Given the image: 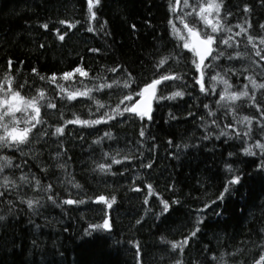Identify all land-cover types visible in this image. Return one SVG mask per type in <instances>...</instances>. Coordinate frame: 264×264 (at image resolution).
Returning <instances> with one entry per match:
<instances>
[{
  "label": "trees",
  "instance_id": "1",
  "mask_svg": "<svg viewBox=\"0 0 264 264\" xmlns=\"http://www.w3.org/2000/svg\"><path fill=\"white\" fill-rule=\"evenodd\" d=\"M206 3L100 0L92 19L87 0H0V84L9 77L26 99L44 93L28 142L0 148V161H11L0 172V264H257L264 256V152L254 147L264 144V89L251 83L264 84V0H222L217 33L198 14ZM185 24L216 38L200 68L183 46ZM165 75L179 78L156 86L163 98L153 99L151 119L117 114L137 97L125 96ZM224 80L249 96L222 101ZM77 118L101 122L68 123ZM250 146L255 155L245 153ZM106 217L110 229L91 227ZM188 237L182 251L172 248Z\"/></svg>",
  "mask_w": 264,
  "mask_h": 264
},
{
  "label": "snow or ice",
  "instance_id": "2",
  "mask_svg": "<svg viewBox=\"0 0 264 264\" xmlns=\"http://www.w3.org/2000/svg\"><path fill=\"white\" fill-rule=\"evenodd\" d=\"M178 2V0H177ZM88 4V10L90 13V16L92 19H95L96 13L93 11V8L96 7L97 5L100 4V0H87ZM185 4H187V0H185ZM222 9V0H208V3L202 4L199 7V16L201 20L206 25H211V32L212 33H217L219 31H222V25L219 20V13L221 12ZM175 11V8L173 9ZM195 11V9H194ZM215 12L216 15V22L213 23L209 17L212 15V13ZM61 23H65V21H61ZM74 26V25H73ZM44 28H47L48 25L45 24L43 25ZM134 27V26H133ZM175 28V25H173ZM185 27L188 28V25L185 24ZM264 28V25L261 26ZM90 31L92 29H89ZM247 29L241 27V32H246ZM176 33H179V30H176ZM188 33L189 35L193 36L197 42H194L191 45V48L193 51H196L197 55L200 58V63H197L196 66L197 68H200L203 65V61L207 56H211L213 49L212 45L215 43V36L212 34L205 33V36L203 38L200 37V34L196 32L193 28H188ZM241 33H236V35H240ZM61 40L64 39V36L61 35L59 37ZM181 39H184L183 36H181ZM231 39V38H230ZM260 43L264 44V37H259ZM248 41L253 42L254 38L252 36H248ZM224 44H229V40H223L222 41ZM185 48H189L190 44L185 42L183 45ZM220 55V53H217V56H214L213 59L217 58ZM237 55H240L237 53ZM257 56H260L261 53L260 51L256 52ZM165 60H161L159 63L163 64L166 62ZM11 61H9V66L11 65ZM194 63H196L194 61ZM35 71V69H33ZM115 71V69H113ZM75 73H79L81 76H87L88 73L84 71L82 68L78 67L74 70ZM74 73H64L63 74V79L67 80L70 77L73 76ZM130 75V74H129ZM178 76H162L160 79H154L150 84H147L143 89H141L140 92L134 93L132 95H127L123 98V100H128V101H133L134 96L140 97L139 100L134 101L128 106H125L122 110L119 109V106L117 107V114L118 115H123L124 113H133L138 115L141 119L147 117L148 119H151V101L153 99H160L163 97H157L156 96V86L162 83L164 80L168 79H178ZM40 79H45L44 77H40ZM49 79L55 83L56 82V76L53 75L49 77ZM212 79H222L221 77H213ZM5 84L7 85V88L5 89V84H0V129H3V134L0 135V148L2 147H19L22 144H25L28 142L29 139V133L32 131V128L35 127V124L40 123L39 120V113H40V108L37 106L38 101L44 99V93L41 91L38 93L37 97H32L31 99H26L25 97L21 96L19 91H13L11 87V79L9 77H5ZM251 80V78H250ZM223 83L226 85V88L224 90V95L221 96V100H229V101H236L239 100L241 97H248L249 92L247 90L241 91L239 93L237 92H229L228 88L231 87V85L228 84L227 80H224ZM251 83L253 87L256 88H261L264 89V84H258L255 80H251ZM130 85L128 82H125V87H129ZM201 90L204 91V85H203V71H201ZM101 87H111V85H103ZM245 89H247V85H245ZM92 90L89 89L84 92H77V93H69V99H75L77 95L81 96H87ZM183 92H175L172 94V97L170 98H175L179 96H183ZM123 100L121 103H123ZM50 107H54V105H49ZM103 107V105H101ZM29 110L34 112L35 114L30 117V119H24L21 120L17 118V113H28ZM109 119H112L114 117L110 116L108 117ZM7 121V122H5ZM32 121H35V123H32ZM244 121L249 122L250 120L248 117H244ZM101 121L96 120V121H81L79 118H77L74 121H69L68 123H80V124H94V123H100ZM21 123H24L26 127L20 128L19 125ZM63 132V128H57L56 133L60 134ZM107 135V134H106ZM141 136L144 135L143 130L140 133ZM247 135V133H245ZM254 147L259 148L262 152H264V144H260L257 142ZM246 154L249 155H255V152L253 151V147H248L244 149ZM11 161L10 158L5 157L4 161H0V172L3 171L4 167L10 165ZM115 163H120V161H115ZM100 169L103 171L106 167L110 168V165H99ZM148 167H151V165H148ZM264 167V165H262ZM231 171V169H230ZM21 179L26 180V177H22ZM240 182V177L235 176L234 179L229 181V185L232 184H237ZM14 181H10L7 178L4 180V186H7L8 184H13ZM39 183V182H37ZM149 190H151V185H148ZM229 191V187L225 188V192ZM151 194V192H150ZM3 193H0V196H2ZM100 201H103L109 208H111L112 204L115 203V197H113L111 200H108L104 196H100L98 198ZM218 199H223V194H221ZM38 201H33V200H28L27 205L29 208H33L35 204H37ZM66 204H75L78 203L77 201L74 200H67L65 201ZM79 203H83V201H79ZM164 205V210H167L169 207L167 201H163ZM4 217L0 216V220H3ZM139 223V221H138ZM92 228H100V229H110L111 228V223L108 219L104 221L103 224L101 225H93L91 226ZM198 231V229L196 230ZM196 231H193L191 233V236L196 235ZM191 237L185 238L181 242H174L172 243V248L173 249H180L181 251L183 250V247L187 245L188 240ZM138 246V245H137ZM177 264H181L180 261H177ZM257 264H264V256L261 257L260 261L257 262Z\"/></svg>",
  "mask_w": 264,
  "mask_h": 264
},
{
  "label": "water",
  "instance_id": "3",
  "mask_svg": "<svg viewBox=\"0 0 264 264\" xmlns=\"http://www.w3.org/2000/svg\"><path fill=\"white\" fill-rule=\"evenodd\" d=\"M188 28H193V27H188ZM193 29H194L196 32H198L195 28H193ZM198 33H199V32H198ZM199 34H200V33H199ZM200 37L203 38L204 36H202V35L200 34ZM190 42H191V44H193L194 42H197V41H196V39H195L193 36L190 35ZM195 52H196V51H195ZM196 54H197V53H196ZM197 56H198V55H197ZM198 59L200 60L199 56H198ZM160 78H161V77L156 78V79H160ZM153 80H154V79H153ZM153 80H152V81H153ZM152 81L148 82L147 84H150ZM147 84H146V85H147ZM146 85H145V86H146ZM145 86H144V87H145ZM139 99H140V97L137 96V97L134 99V101L139 100ZM134 101H133V102H134ZM133 102H132V103H133ZM152 102H153V100L151 101V107H152ZM106 219H108V218L106 217L105 220H106Z\"/></svg>",
  "mask_w": 264,
  "mask_h": 264
},
{
  "label": "rangeland",
  "instance_id": "4",
  "mask_svg": "<svg viewBox=\"0 0 264 264\" xmlns=\"http://www.w3.org/2000/svg\"><path fill=\"white\" fill-rule=\"evenodd\" d=\"M185 36H186V39H187V43H189L190 44V47H191V42H190V35H189V33H188V29H187V31H186V33H185ZM195 52V51H194ZM195 54H196V52H195ZM197 55V54H196ZM198 57V56H197ZM205 60V59H204ZM199 61V63H200V60H198Z\"/></svg>",
  "mask_w": 264,
  "mask_h": 264
}]
</instances>
